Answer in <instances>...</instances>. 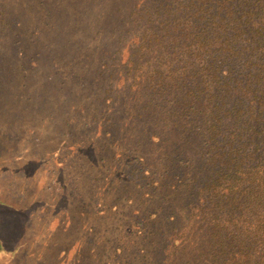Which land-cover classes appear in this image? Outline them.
Masks as SVG:
<instances>
[{
	"label": "trees",
	"instance_id": "16d2710c",
	"mask_svg": "<svg viewBox=\"0 0 264 264\" xmlns=\"http://www.w3.org/2000/svg\"><path fill=\"white\" fill-rule=\"evenodd\" d=\"M114 1L113 15L101 8L103 25L80 51L85 75L96 74L98 87L85 81L79 92L93 100L77 97L70 106L72 116L88 110L95 131L87 143H68L62 131L58 148L37 160L20 157L37 163L29 173L37 195L23 198V190L0 186V264H86V246L97 254L95 239L86 240L95 227L75 240L77 226L68 220L79 209L70 203L55 212L50 197L51 190L68 194L84 184L55 178L71 166L83 171L71 162L76 154L97 173L89 178L100 176L107 189L133 184L139 198L129 195L123 230L143 264L156 256L155 264H264V0ZM58 112L53 124H72ZM119 122L127 137L112 146L111 127ZM29 125L23 129L35 131ZM103 200L108 206L94 207L101 214L124 213ZM38 211L41 223H34ZM54 232L57 243L48 240ZM125 249L116 245L117 264Z\"/></svg>",
	"mask_w": 264,
	"mask_h": 264
},
{
	"label": "rangeland",
	"instance_id": "374dc122",
	"mask_svg": "<svg viewBox=\"0 0 264 264\" xmlns=\"http://www.w3.org/2000/svg\"><path fill=\"white\" fill-rule=\"evenodd\" d=\"M114 3V0H107L103 4L94 0H0V142H4L0 148V186H4V190L14 193L16 189L18 193L21 189L22 196L25 195L23 198L30 195L35 197L37 193L34 192L35 189H31L29 173L37 163L20 157L24 154L28 159L37 160L39 154L58 148L65 137L62 131L67 132L68 143L76 139L87 143L93 135L95 126H88L87 122L90 121L86 119V115H90L89 111H81L78 116H72L70 106L77 101V97L93 100V94L79 92L85 89V81L98 87L96 74L89 72L85 75V63L80 59V51L85 47V40L93 42L100 25H103L101 8L106 9L109 16H112ZM4 18L8 22L7 28H3ZM91 21H96L97 26L89 29L86 25H90ZM90 63L91 61L88 62ZM60 84L75 95L65 99L68 92L70 95L72 93L63 87L59 89ZM56 97L60 99L58 103ZM9 102L12 103L10 110L6 109ZM56 107L62 110L58 112ZM55 112H58L56 116L64 118L69 115L72 124H53L51 116ZM111 113L117 114L118 111L113 110ZM125 120L126 116L124 122ZM105 121L99 123L100 127ZM23 125L32 126L35 131L24 130ZM113 129L117 138L112 146L124 144L127 132L124 131L123 123L112 126L111 131ZM97 135L101 137L102 132L99 131ZM110 155L105 152L106 157ZM72 157L74 159L71 162L83 167V171L76 172L74 166H71L73 170L68 167L67 171L56 173L55 178H74L84 184L81 183L77 191L68 194L65 191L51 190L50 197L57 201L58 209L55 212L60 211V208L65 209L66 206L71 207L70 203H74V211L79 209L80 213V209L83 210V215L79 216L78 213L75 218L70 217L68 220L69 225L77 226L75 240L78 237L85 238L83 234L86 228L90 232L89 228L95 227L92 231L93 237H87L86 240L92 242L95 239L98 251L96 249L97 254L92 253L89 247H85L86 264H105L107 260L111 264H117L114 257L117 244L126 248L122 253L121 264H143L141 257L133 258L134 239L129 233L124 236V215L131 209L128 197L137 194L133 184H130L131 187L126 184L124 190L114 186L107 189L108 185H105V180L100 179V176L93 178L95 181L89 178L97 173L91 167L87 169L86 157L78 154ZM21 169V176L15 175V171L21 172ZM84 173L88 174L82 178ZM131 190L134 192L129 194ZM84 197L93 201V205L84 206L80 203ZM105 197L110 199V203L123 206L124 210L120 211L124 213L106 211V214H101L94 207H98L99 201L107 205V201L103 200ZM66 212L69 213L68 210ZM36 215L34 223H41L38 219L40 211ZM60 230V227L57 228V232ZM59 238L61 236L55 232L48 236V240L54 243L59 242ZM154 259V264L159 261L157 256Z\"/></svg>",
	"mask_w": 264,
	"mask_h": 264
}]
</instances>
